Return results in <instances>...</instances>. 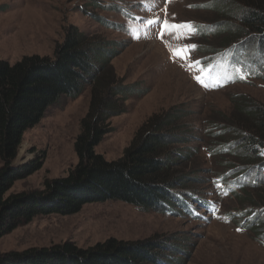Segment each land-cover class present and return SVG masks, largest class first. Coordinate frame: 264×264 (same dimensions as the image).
I'll list each match as a JSON object with an SVG mask.
<instances>
[{
    "label": "rangeland",
    "instance_id": "1",
    "mask_svg": "<svg viewBox=\"0 0 264 264\" xmlns=\"http://www.w3.org/2000/svg\"><path fill=\"white\" fill-rule=\"evenodd\" d=\"M122 6L127 14L121 13ZM221 14L212 0H0L1 59L15 63L25 55L53 56L70 24L118 50L112 60L115 73L123 83L135 85V90L125 102L126 111L111 118L112 131L97 145V153L107 160L120 158L151 116L176 109L182 113L180 126L192 133L189 142L180 145L184 155L192 153L181 160V170L198 171L194 185L178 190V198L188 204L185 209L145 210L116 200L88 203L75 214L38 215L20 225L0 237V253L49 249L66 242L89 248L110 239L152 240L165 254L159 264H264V234L255 230L264 225L250 226L256 214L264 212V183L249 188L253 194L261 190L254 198L257 205L242 204L239 197L245 192L228 191L221 179L227 160L211 148L213 138L208 133L217 132L214 125L239 122L252 129L255 121L239 110L237 98L248 95L264 108V74L259 69L264 64L253 51L250 61L233 65L246 60L256 36L240 38L247 47L229 57L240 42L227 45V52L221 51L220 42L231 37L240 22ZM164 20L188 24L191 31H165L161 38ZM230 22L235 31L219 35L218 26ZM191 45L195 48H190L187 59L174 54V49ZM213 68L219 81L214 89L206 83ZM90 99L89 85L77 98L62 95L36 126L25 131L14 163L40 158L43 166L15 182L9 193L42 189L46 180L66 176L78 164L75 144ZM230 132L226 131V138L236 143ZM233 159L236 155L230 156Z\"/></svg>",
    "mask_w": 264,
    "mask_h": 264
},
{
    "label": "trees",
    "instance_id": "2",
    "mask_svg": "<svg viewBox=\"0 0 264 264\" xmlns=\"http://www.w3.org/2000/svg\"><path fill=\"white\" fill-rule=\"evenodd\" d=\"M212 1L217 11L240 22L236 31L233 22L218 26L219 35L235 31L220 42L221 51L227 52L231 42L254 34L256 40L250 51L247 49L246 60L239 59L233 65L250 61L253 51L264 64V0ZM126 12L122 6L121 13ZM238 42L229 57L247 47ZM109 46L113 44L70 24L53 56L25 55L15 63L0 58V237L38 215H71L88 203L116 200L161 212H175L178 206H188L185 199L178 198V190L194 185L198 171L185 173L180 167L184 162L181 160L192 154L181 152L180 145L189 142L192 133L180 126V111L171 109L151 116L116 160H107L95 150L112 131L111 118L126 111L125 102L135 90V85L123 83L115 73L112 60L118 50ZM255 65L254 62L252 66ZM259 69L264 74V65H259ZM251 72L256 73L252 67ZM216 74L217 69L213 68L210 76ZM87 85L91 87V99L75 144L78 164L66 176L46 180L42 189L9 193L15 182L43 166L40 158L14 163L25 131L36 126L62 95L77 98ZM237 99L239 110L253 118L254 126L248 129L242 122L228 127L214 125L217 132H208L213 138L210 146L223 161L227 160L221 179L228 191L240 190L237 195L245 192L246 196L239 197L241 203H254L261 190L253 194L249 188L264 183V108H258L248 95ZM226 131L238 139L236 143L226 138ZM200 149L198 145L197 150ZM234 155L237 159L229 160ZM256 223L264 225L263 211L256 214L250 226ZM255 230L264 234L263 228ZM151 241L110 239L89 248L66 242L49 249L0 253V264H159L165 254L159 250V244Z\"/></svg>",
    "mask_w": 264,
    "mask_h": 264
},
{
    "label": "snow or ice",
    "instance_id": "3",
    "mask_svg": "<svg viewBox=\"0 0 264 264\" xmlns=\"http://www.w3.org/2000/svg\"><path fill=\"white\" fill-rule=\"evenodd\" d=\"M149 23H155V21H150ZM183 29H188L189 31H191V26L188 24H169L167 20H164L162 22V30L160 32L161 38H163L164 36V32L165 31H180ZM190 48H195V45H191V46H184L178 49H174V54L177 55L178 57L182 58V59H187L188 55L190 53ZM246 78V77H244ZM197 81L200 82L201 84H204V80L200 77L197 76L196 77ZM205 87H207V85H205Z\"/></svg>",
    "mask_w": 264,
    "mask_h": 264
}]
</instances>
